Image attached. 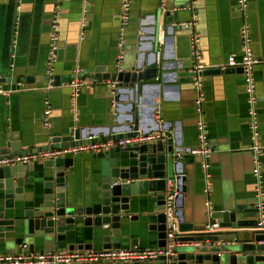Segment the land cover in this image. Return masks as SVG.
Listing matches in <instances>:
<instances>
[{
  "label": "crops",
  "instance_id": "crops-1",
  "mask_svg": "<svg viewBox=\"0 0 264 264\" xmlns=\"http://www.w3.org/2000/svg\"><path fill=\"white\" fill-rule=\"evenodd\" d=\"M119 1L87 0L86 22L81 27V0H0V88L17 89V82L21 81L19 90L12 91L9 96L0 94V145L14 142L17 146L16 141H19L21 149L17 154H23L26 153L24 148L36 150L51 136L66 134L76 123L88 128L95 140L108 133L105 127L111 126L113 119L109 116L107 84L93 81L89 75L98 65H105L110 70L115 66ZM56 8L59 9L60 42L54 75L59 76L60 86L45 94L42 87L47 81L49 22ZM194 15V29L199 34L204 64H217L230 53H239L242 14L236 7V0H131L121 67L130 68L137 57L143 61H156L155 77L141 82L146 84L140 86L137 93L139 132L158 134L166 138L168 144L175 141L181 145L183 152L176 157L183 161L186 192L178 200L179 210L183 212L185 222L203 224L209 219L200 157L185 151L197 144L193 106L196 93L191 83L189 33L178 27ZM247 15L253 52L259 60L254 76L261 141L264 142V0H248ZM76 64L82 69L79 75L86 87L76 99L78 114L77 120H73L69 89L61 85L73 77ZM203 89L208 138L213 151L210 170L215 211L225 204L255 201L253 163L248 150L249 106L243 74L206 75ZM45 96L51 108L49 127L42 122ZM120 110L121 118L129 112L126 105ZM91 154L73 155L78 188L86 185L97 163ZM261 160L264 186V151ZM42 161L31 162L34 171L29 174L41 172ZM30 188L24 187L27 200L31 198ZM129 212L138 215L143 209L131 207ZM139 223L131 222V225ZM146 227L145 222L144 235L131 234L138 240L134 246L156 248V231H147ZM79 242L88 241L81 239ZM19 246L0 244V254L15 253ZM182 246L177 242L175 249ZM39 248H35V253H40ZM99 248L100 242L95 241L92 249ZM126 248H129L128 241L121 247ZM56 250L49 247L44 253Z\"/></svg>",
  "mask_w": 264,
  "mask_h": 264
},
{
  "label": "water",
  "instance_id": "water-1",
  "mask_svg": "<svg viewBox=\"0 0 264 264\" xmlns=\"http://www.w3.org/2000/svg\"><path fill=\"white\" fill-rule=\"evenodd\" d=\"M155 73L156 61H143L140 57L128 69L122 68L121 64L112 70L105 65L94 68L89 75L92 80L114 83L113 86L107 85L109 116L113 123L105 127L108 133L98 141L148 134L139 132L137 93L140 86L146 84L141 82L155 77ZM232 73H242V69L211 68L203 72L205 76ZM59 83L60 78L55 75L54 84ZM122 105H126L129 112L121 118ZM90 135L88 128L76 123L66 134L51 136L45 145L33 151L24 148L23 152L96 141L95 138L88 139ZM16 142L17 146L14 142L2 143L0 158L16 155L21 149L20 142ZM182 152L177 142L168 144L166 138L159 137L135 140L92 153L97 163L86 185L81 188L77 187L73 155L44 159L42 171L33 174H29L34 171L33 163L0 166V244H23L32 253L36 247H40V253L49 247L57 250L92 249L95 241L100 242L101 248L112 249H121L128 241L129 248H132L138 240L131 234H146L143 228L146 222L147 231H156V248H163L166 244L164 193L168 181H171L176 191L175 241L182 243V248L177 250L175 247L171 256L159 255L145 261L112 264H264V228L257 227L255 201L233 202L214 211L212 221L218 223V230H206V222L184 221L178 200L186 192V178L183 161L176 157ZM25 186L31 187L29 200L24 197ZM131 207H140L143 212L130 215ZM141 216L144 219L140 220ZM137 221H140L138 225H131ZM81 239L88 242H79Z\"/></svg>",
  "mask_w": 264,
  "mask_h": 264
},
{
  "label": "built area",
  "instance_id": "built-area-1",
  "mask_svg": "<svg viewBox=\"0 0 264 264\" xmlns=\"http://www.w3.org/2000/svg\"><path fill=\"white\" fill-rule=\"evenodd\" d=\"M59 1V0H56ZM82 1L80 25L83 27L86 22L87 13V0ZM248 0H236V7L242 14V23L239 29L240 37V51L239 53H230L227 58L217 64H204L201 61V52L199 47V34L195 31L196 16L191 20L183 21L178 24L179 28L188 31L189 33V48H190V61H191V83L195 90L196 96L193 102L195 111V128L197 131V144L196 146L188 149L189 154L197 155L200 157V169L202 172V179L204 182L203 194L205 195V207L208 221L204 227L208 231L218 230L219 226L216 221H212V214L215 211L213 195V175L211 173L210 156L212 148L209 144L207 119L204 111V103L206 100L204 85V70L210 68H226L240 67L242 69L245 92L248 103V129H249V145L248 150L252 158V175L254 178L253 195L255 198V205L258 209L257 227L264 228V186H263V171L261 155L264 151V142L261 141L260 119L257 108L256 96V80L254 76V68L259 60L256 58L252 48V39L250 36V23L247 15ZM130 6L131 0L119 1V22L116 40V59L115 67H119L123 60L122 48L126 43L125 32L130 21ZM58 17L59 9L56 8L51 16L48 31V51H47V64H46V78L47 81L42 87L45 94L59 85L54 84V64L57 61L59 51V32H58ZM82 38V33L80 35ZM81 67L76 64L74 68V75L72 78L61 86L69 89V109L74 119H77V104L76 99L82 89L86 87V83L80 78ZM17 89H1L0 94L9 96L12 91L19 90L21 81L17 82ZM108 86H113V82H108ZM44 111L42 114V122L45 126L51 125L50 113L51 108L46 96L44 97ZM158 134H145L137 138H126L120 140L109 141H92L79 146H71L64 148H53L44 151L23 153L10 155L0 158V166L2 165H15L27 164L35 160H44L48 158H55L58 156L75 155L81 152L97 153L105 151L106 149L119 145L131 143L135 140H151L159 138ZM93 137L89 136L88 139ZM165 214H166V244L163 248H149L140 249L137 247L126 249H112V248H74L56 250L50 253H32L26 249L25 245H20L19 250L15 253L0 254V264H98V263H125L134 261H145L148 259L156 258L159 255L171 256L173 249L177 242L175 236L177 233L174 224V196L176 191L172 186L171 181H168L165 190Z\"/></svg>",
  "mask_w": 264,
  "mask_h": 264
}]
</instances>
